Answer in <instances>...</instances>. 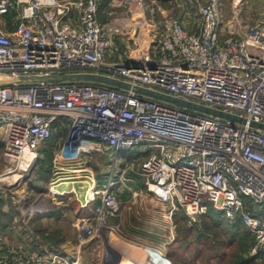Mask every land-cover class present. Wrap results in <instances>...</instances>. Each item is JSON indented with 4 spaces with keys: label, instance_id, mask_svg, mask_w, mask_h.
I'll return each mask as SVG.
<instances>
[{
    "label": "built area",
    "instance_id": "1",
    "mask_svg": "<svg viewBox=\"0 0 264 264\" xmlns=\"http://www.w3.org/2000/svg\"><path fill=\"white\" fill-rule=\"evenodd\" d=\"M103 0H0V153L18 178L52 151L51 173L62 174L108 156L94 223L110 228L121 211L115 184L128 172L170 215L183 209L190 224L215 208L240 221L264 256V17L241 35L223 34L220 2L199 8L193 31L177 15L153 23L143 50L115 51L100 19ZM90 73L124 81L122 89L91 81H24L26 76ZM143 87L246 123L138 93ZM106 152V153H104ZM129 158L123 170L117 166ZM124 157V158H123ZM81 161V162H79ZM120 171V172H119ZM119 172V181L115 176ZM38 255L7 264H41Z\"/></svg>",
    "mask_w": 264,
    "mask_h": 264
},
{
    "label": "rangeland",
    "instance_id": "2",
    "mask_svg": "<svg viewBox=\"0 0 264 264\" xmlns=\"http://www.w3.org/2000/svg\"><path fill=\"white\" fill-rule=\"evenodd\" d=\"M209 1L103 0L100 19L107 27L115 51L131 49L136 53V50L145 49L150 26L165 17L180 16L188 29L197 30L199 8ZM219 2V27L223 34L241 35L254 20L264 17V0ZM47 149L50 147L42 150L36 167L27 175L18 178L8 173L2 176L0 196L7 195L9 210L16 216L18 214L16 228L26 243L19 246L8 244L0 237V264L30 255L41 257V264H146L157 253H162L164 264H264L263 255L252 253L253 239L244 233L242 227L241 230L234 227V222L224 221L212 206L209 209L216 213L212 215L214 223L223 227L211 228L212 221L205 216L208 212L190 224L183 209L170 215L168 205L147 193L141 182L127 181L128 188L123 186L119 181L120 171L115 176L119 181L115 184V194L121 201V211L109 219L110 228L95 236L79 232L77 221L83 218L80 217L81 213L84 215L82 209L87 208L86 221L94 223L95 208L100 204L97 195L83 206L86 202L82 194L87 192L90 197L91 192L99 188L110 174V159L98 154L81 166L76 165L82 170H63L62 174L51 179V170H47L51 155ZM40 161H44V165ZM128 161L129 158L125 157L117 167L123 170ZM4 164L0 160V174L9 168L8 163L6 167ZM126 176L132 177L133 174L128 172ZM66 181L75 182L74 188ZM65 189L69 190L58 191ZM13 200L15 205L11 202ZM48 212L52 213V220L47 216ZM63 214L66 218H62ZM183 227L193 228L187 241L182 239L180 229ZM198 235L203 239L198 240ZM176 238L178 242L175 244ZM202 242L205 243L203 246ZM169 253L172 259L168 257ZM160 261L161 255L151 264Z\"/></svg>",
    "mask_w": 264,
    "mask_h": 264
},
{
    "label": "water",
    "instance_id": "3",
    "mask_svg": "<svg viewBox=\"0 0 264 264\" xmlns=\"http://www.w3.org/2000/svg\"><path fill=\"white\" fill-rule=\"evenodd\" d=\"M24 81H63V80H76V81H91V82H97V83H102L106 84L109 86L117 87V88H122V89H130L131 86L124 81H120L118 79H114L111 77L107 76H102V75H96V74H90V73H80V74H59V75H52V76H26L23 77ZM135 91H137L140 94L158 99V100H163L167 101L188 109L196 110L202 113H206L209 115L221 117L224 119H228L231 121L235 122H241V123H246L247 121L245 119L240 118L237 115L231 114V113H226L217 109H212L191 101L187 100H182L179 98H175L163 93H159L153 90H149L143 87H133ZM249 124L254 127V128H259L264 131V124L262 123H257L254 121H250ZM2 145V142L0 141V146Z\"/></svg>",
    "mask_w": 264,
    "mask_h": 264
},
{
    "label": "crops",
    "instance_id": "4",
    "mask_svg": "<svg viewBox=\"0 0 264 264\" xmlns=\"http://www.w3.org/2000/svg\"><path fill=\"white\" fill-rule=\"evenodd\" d=\"M148 36V34H146ZM147 43H146V47L148 46V37L146 39ZM145 47V48H146ZM0 160H2L5 164H4V167H6L7 165V161L6 159L1 155L0 153ZM5 172V171H4ZM51 179H54V177H52ZM128 181H131V182H134V181H138V182H141L139 179L137 178H131L129 177V180ZM63 183V182H61ZM61 183H58V184H61ZM143 188H144V185L143 183L141 182ZM2 185V183H0V186ZM145 190V188H144ZM57 193V192H56ZM7 198V195H3V196H0V199L2 200V207H1V214H0V237H2L6 243L8 244H13V245H24L26 242L23 240L24 237L22 236L20 230H17V225L15 224V222L17 221V217H18V214L17 216L14 215L15 213H11V211L9 210V206H8V202L6 199ZM13 203V205H15V201H11ZM88 202L84 203L83 206L85 204H87ZM15 207V206H14ZM16 208V207H15ZM50 217V220L53 219V215H50L52 213H47ZM13 216V218L11 219V217ZM63 217L62 218H66L65 216L66 215H62ZM89 223V221H86V219L83 217V218H80L78 221H77V229L79 232H81V227H79L80 225L82 226L83 224H87ZM31 242V241H30ZM35 245L37 244L36 242H34ZM50 249V247H49ZM74 250V249H73ZM52 251V250H50ZM156 264H164L163 262H158Z\"/></svg>",
    "mask_w": 264,
    "mask_h": 264
},
{
    "label": "trees",
    "instance_id": "5",
    "mask_svg": "<svg viewBox=\"0 0 264 264\" xmlns=\"http://www.w3.org/2000/svg\"><path fill=\"white\" fill-rule=\"evenodd\" d=\"M48 151V153H50V161H49V163H48V160H47V166H48V168H47V170H48V172L50 171V164H51V158H52V151L50 150V149H47ZM41 165H44V161H40L39 162ZM43 163V164H42ZM49 173H51V171L49 172ZM86 210H87V208H83L82 209V211H84L83 213H84V215H82V213H81V216L80 217H85L86 215H87V212H86ZM177 213H179V212H177ZM176 213V214H177ZM216 215V213L212 210V209H209V211H208V213L205 215L206 217H209L208 219H210L211 221H212V224H211V228H214V229H216L215 227L217 226V227H223L221 224H216V223H214L215 221H214V218L212 217V215ZM211 215V216H210ZM220 216L223 218V220L224 221H227V219L226 218H224L221 214H220ZM213 224H216V225H213ZM223 224V223H222ZM215 226V227H214ZM233 226L234 227H236V228H240V227H242V225H241V223H240V221H235L234 222V224H233ZM239 230H241V229H239ZM242 230L244 231V233H246L245 232V230H244V228L242 227ZM191 231H193V228H190V227H188V228H181L180 229V232H181V234H182V239H184L185 241H187V239H188V237L190 236V233H191ZM223 231V230H222ZM247 234V233H246ZM235 235H237V233H235ZM248 235V234H247ZM198 240H201V239H203L202 238V236L201 235H198ZM175 244L178 242V239L176 238L175 239ZM233 241H234V239H233ZM200 244H202V246L205 244L204 242H202V243H200ZM199 254V253H198ZM198 256V255H197ZM200 256V255H199ZM168 257L170 258V259H172L173 257H172V254H168Z\"/></svg>",
    "mask_w": 264,
    "mask_h": 264
},
{
    "label": "bare ground",
    "instance_id": "6",
    "mask_svg": "<svg viewBox=\"0 0 264 264\" xmlns=\"http://www.w3.org/2000/svg\"><path fill=\"white\" fill-rule=\"evenodd\" d=\"M66 182H69L70 184H71V186L74 188V186H75V182H73V181H66ZM57 185H59V184H57ZM89 186V185H88ZM56 187V186H55ZM66 190H69V189H65V190H58V191H60V192H64V191H66ZM88 190V189H87ZM89 191V190H88ZM87 193V192H86ZM85 192H84V194H82V199L84 200V202H88L89 201V197H88V195L86 194ZM159 255H161V261L160 262H163L164 260H165V258L163 257V255H162V253H157V256L153 259V260H151V261H149L148 263H146V264H151L152 262H156V259H157V257L159 256ZM164 263V262H163ZM129 264H131V263H129Z\"/></svg>",
    "mask_w": 264,
    "mask_h": 264
}]
</instances>
